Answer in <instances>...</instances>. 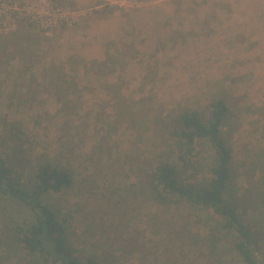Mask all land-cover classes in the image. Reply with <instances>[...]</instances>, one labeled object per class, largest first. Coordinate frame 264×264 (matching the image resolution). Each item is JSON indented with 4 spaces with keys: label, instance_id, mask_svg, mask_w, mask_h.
Here are the masks:
<instances>
[{
    "label": "rangeland",
    "instance_id": "374dc122",
    "mask_svg": "<svg viewBox=\"0 0 264 264\" xmlns=\"http://www.w3.org/2000/svg\"><path fill=\"white\" fill-rule=\"evenodd\" d=\"M13 1L0 28V143L26 171L42 156L74 174L71 189L47 200L82 257L166 264L165 232L149 223L162 209L138 193L143 172L175 162L171 111H203L217 98L235 114L224 129L233 148L225 199L264 248V0H192L186 12L180 0H42L43 28L23 15L31 0ZM198 149L205 172L212 148ZM4 211L23 213L0 199V230ZM216 220L194 210L191 226L210 234ZM214 237L220 264H246L232 233Z\"/></svg>",
    "mask_w": 264,
    "mask_h": 264
},
{
    "label": "trees",
    "instance_id": "16d2710c",
    "mask_svg": "<svg viewBox=\"0 0 264 264\" xmlns=\"http://www.w3.org/2000/svg\"><path fill=\"white\" fill-rule=\"evenodd\" d=\"M171 112L166 131L175 162L160 161L144 171L138 190L145 200L162 209L149 216V223L154 231L165 232L162 246L166 264H220V240L214 236L223 231L233 234V247L246 264H264V248L253 239L237 207L225 199L233 177V148L224 130L235 116L231 106L224 98H217L203 111L178 108ZM199 142L212 148L205 172L199 168ZM0 145V199L23 211L19 219L5 211L1 216L0 251L4 256L0 258L16 257L20 264H101L95 256L82 257L77 252L67 219L47 200L71 189L74 174L55 159L42 156L26 171L28 165L11 157L6 144ZM194 210H207L217 217L210 234L193 231Z\"/></svg>",
    "mask_w": 264,
    "mask_h": 264
},
{
    "label": "built area",
    "instance_id": "2783aa9c",
    "mask_svg": "<svg viewBox=\"0 0 264 264\" xmlns=\"http://www.w3.org/2000/svg\"><path fill=\"white\" fill-rule=\"evenodd\" d=\"M45 2L47 1L45 0ZM45 2H42V0H31L30 2L31 5L28 4L27 6H24L23 15L25 16L26 14L28 21L36 25V27L38 28H43L45 25V22H47V20L51 18V10L49 9L48 11H46L43 9L42 4H45ZM41 5H42V10L44 12H42L41 10V7H40ZM17 8L18 7L15 5L13 0H0V28L2 27V24L6 22V19L10 17V15L14 13ZM63 8H66V7L64 6L56 7V9H59V10H65ZM78 15L79 14H76V17ZM71 19L72 18H70V16H58L56 18V20H59V21H69ZM43 20L45 22H43Z\"/></svg>",
    "mask_w": 264,
    "mask_h": 264
},
{
    "label": "crops",
    "instance_id": "0c3cea01",
    "mask_svg": "<svg viewBox=\"0 0 264 264\" xmlns=\"http://www.w3.org/2000/svg\"><path fill=\"white\" fill-rule=\"evenodd\" d=\"M96 1V0H95ZM180 8H181V10H183V11H187L189 8H190V10H193L191 7H193V2H192V0H180Z\"/></svg>",
    "mask_w": 264,
    "mask_h": 264
}]
</instances>
